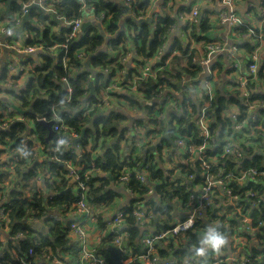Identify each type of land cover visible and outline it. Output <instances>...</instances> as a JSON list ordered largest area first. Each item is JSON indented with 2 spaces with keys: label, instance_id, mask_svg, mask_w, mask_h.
<instances>
[{
  "label": "built area",
  "instance_id": "2783aa9c",
  "mask_svg": "<svg viewBox=\"0 0 264 264\" xmlns=\"http://www.w3.org/2000/svg\"><path fill=\"white\" fill-rule=\"evenodd\" d=\"M61 1L45 0V4L46 6L50 4L52 8H55ZM77 1L80 6V17L77 19L86 16L85 10L91 12V15L98 19L94 22L81 19L77 25L75 19L63 17V20L68 21V23H63L60 17L57 18V22L67 28V36L82 40L89 29L101 33L102 25L105 21H109V17L105 13L96 15L95 9L87 5L86 0ZM105 1L111 5L118 3L125 8V18L119 22L120 30L125 29L126 18H132L135 21L151 19V24L154 25L160 14V6L165 5L167 13L172 11L177 13L179 8H183L179 9L181 14L178 16L186 40V43H182L186 50V55L183 58L186 61L188 57H191V64L200 71L195 80L197 85L194 89V96L192 92L189 93V89L193 88L189 86L187 78L183 80L184 83H180V90L168 89L160 77L157 80V71L159 70L157 67L160 62L163 64L159 67L160 71L169 69L170 60L168 57L164 58L173 51L174 47L169 41V35L166 43L153 58L142 65L134 63L137 57L135 55L128 56L127 52L121 61L123 69L115 72L108 79L106 86L99 91L98 100L103 103L100 106V114L115 109L125 117L122 124V127H125L123 129L124 136L119 142L122 167L116 179V186L114 185L123 194L122 197L114 200L115 209L112 213L106 212L102 215L109 221L104 230L97 226L95 210L90 203L92 199L88 195L89 182L93 178L92 170L85 171L70 162L61 161L60 158L53 159V154L37 140L36 132L33 134L30 127L21 135V142L36 153L35 158H29L26 161L18 159L19 153L16 152V149L0 142V172L6 173L4 180L0 183V251L9 244L11 246L18 245L22 239L26 238L22 233H18L15 237L10 236L9 193L15 187H17L16 190H21L19 186H16L17 170L28 171L38 165L36 174L28 185L43 189L46 188V184L53 182L60 185L61 179L58 175L49 180L50 175L45 166L46 162H55L66 169L65 177L71 185V188L67 190L68 192L72 191L75 203L71 207L73 211L65 212L70 217L69 220L62 218L61 211H49L45 215L52 222L68 223L67 238L75 242V251L71 256L63 258H57L48 253L45 257L48 264H66V262L69 264H109L105 255L97 249L103 237L112 238L108 248L120 251V264H167L171 258H176L179 261V255L174 256L173 249L183 248L186 250L180 242L184 239L183 237H187L188 233L179 230L177 225L189 218L194 221L193 232L196 234L201 231V221L208 218L222 222L225 227L232 230V246L236 251V260L232 261L227 256H218L213 258V264H264V112H261L264 110V102L253 96L255 93H264V80L259 77L260 72L264 73V0H200L206 5L207 10L203 11L197 3L187 0L164 2L163 0H146L148 5L144 15H137L134 11L136 0ZM37 6L39 8L38 4ZM1 7L0 4V10ZM19 8L22 9L20 6ZM153 8L157 11H153ZM37 10L42 11L40 8ZM8 13L5 17L0 18V35L3 34L2 28L6 26L3 25V21L9 16H15L19 20L17 28L20 27L25 9L22 14ZM50 13L53 14L51 16L55 20V11H49V16ZM48 15L46 16L49 17ZM184 17H186L185 23L182 22ZM174 18L177 19L176 16ZM30 19L28 16V21ZM202 19L208 20L209 31L213 27L227 26L229 40L232 44L216 38L208 41L205 39L207 38L206 34H203L204 41L201 44H204V52L201 55L195 52L191 45L200 42H195L190 38L187 28L192 24L198 25ZM84 23H88L89 26L86 31L82 32L81 28ZM240 27H245L248 30L247 34H237ZM173 29V27L170 29V33ZM26 33L28 35L24 37L8 36L7 40L0 39V51H3V54L5 50H10L26 55L24 58H18L15 54L9 53L7 57H13L7 58L0 67V72L5 70L6 77L5 82H0V89L3 90L0 99L10 103L9 107L0 108L1 132L7 130L11 122L24 124L30 122L25 118L26 114L23 115L19 113L22 111L18 112L12 108L13 106L17 108L15 102L18 100L9 97L7 92L20 94V90L30 79L28 73L33 67L29 62L36 61L38 53L59 54V49L63 47L62 45H55L49 49L42 46L26 47V43L31 41L34 36L31 31ZM73 33L76 35L73 36ZM244 44L253 48L251 54L248 55L242 50L241 46ZM162 48L164 51L158 56ZM101 49H105L112 58H118L121 47L114 50L110 44H106ZM230 50L232 51L230 52ZM76 54L79 58H84L82 49H79ZM220 56L225 57L223 63L218 58ZM39 61L38 65H41L42 61L40 59ZM67 61L68 59L63 57L64 66ZM205 61H207L206 66ZM17 63L21 67L16 72H12L11 68ZM128 64L129 66H127ZM133 69L136 73L130 74ZM104 72L107 71L104 70ZM141 76H144L145 79H140ZM70 78H73V75ZM22 79L25 81L23 86L17 87L18 82ZM223 79L224 83L228 85L227 90L221 88L223 84L219 88L216 86V83H223ZM142 87L146 88L147 92H152L151 99L144 98ZM69 88L67 86V94H69ZM217 90L220 94L227 96L236 94L244 110L240 111L234 106L238 113L224 116L223 118L230 122L214 129L208 109ZM84 94L82 103L86 104V107H82V116H88L92 112L89 106L90 90L88 87L87 96L86 93ZM118 95L133 96L137 103L151 104L153 117L158 123L153 124L147 121L143 127L135 122L130 123L129 118L143 116L136 107H130L128 102ZM189 99L200 105L195 116ZM151 100H153L152 103H150ZM229 108L230 106H228ZM232 116L236 118L234 122ZM52 120L51 130L54 137L58 133L67 132V127L61 119L57 120L53 116ZM184 120H190L194 124L199 137L198 145L192 135L181 134ZM35 122L47 123L43 118ZM159 123L166 125V131H159ZM169 131H171V135H169ZM165 134L170 136V140L164 138ZM5 141L9 142L8 139ZM73 147L75 148L77 145H73ZM66 152L75 154L72 149H68ZM96 153L98 150L93 151L92 156ZM254 156L262 158L263 165L260 168L246 167L245 161ZM141 161L144 163L143 165H141ZM129 164H134L135 168L128 169L126 166ZM151 165L157 169L161 168L167 178V183H171L173 187L171 191H168L169 187L165 189L169 193L168 206L171 208L169 215L172 219L169 223L170 226L164 230L152 224L153 218L147 201L138 197L128 187L130 180L134 177L136 181L147 185V192L144 196L157 197L153 195L152 186L148 184L147 171ZM227 166H234V171L227 169ZM20 193L21 198L27 201L31 200L29 188L22 189ZM57 195V191L47 189L45 197L52 198ZM158 197L159 201L164 202L163 197L159 195ZM132 199H136V201L131 216L134 217V222L141 231L138 252H134L125 245L127 233L124 230L123 217L126 212L124 207ZM193 210L197 213L196 217H192ZM255 213H260V216L256 218ZM165 221L163 215L158 222L162 226ZM24 222L36 223L32 213L24 218ZM36 224L37 226L41 225L40 223ZM34 236L36 235H33V240ZM160 250L170 252V256H161ZM183 250H181V254ZM18 262L19 264H34L32 251H28L26 257L19 258Z\"/></svg>",
  "mask_w": 264,
  "mask_h": 264
},
{
  "label": "trees",
  "instance_id": "16d2710c",
  "mask_svg": "<svg viewBox=\"0 0 264 264\" xmlns=\"http://www.w3.org/2000/svg\"><path fill=\"white\" fill-rule=\"evenodd\" d=\"M7 0H0L1 10L0 18L5 17L4 4H7ZM168 1V0H163ZM26 3L27 0H24ZM87 5L92 6L95 9L96 15L105 13L109 17V23L105 29V37L99 32L89 29L82 40H76L67 36L68 31L65 26H61L57 22V18L66 17L70 19H77L80 17V6L77 0H62L55 9V20L50 15L41 17L40 10L33 9L29 13V18H33L35 21L39 20L41 25L45 26L40 37V32L37 27L30 24V20L24 24L34 34L33 39L26 43V47L37 48L42 46L45 49H49L57 46H63L59 49L60 53L55 54L53 52L38 53L37 58L42 62L41 65H34L30 69L28 76L30 79L26 82V85L20 90V94L16 92H7V95L11 98H16L15 102L19 111L25 112L30 110L31 113L25 115V118L30 122L24 124L20 122H11L7 130L0 132V142L5 143L12 149H16L22 140V134L31 128V132H36L37 140L45 147L53 140V134L48 141L46 137L48 130L46 127L35 122L38 119H46L47 122H52L53 110L61 96H67L69 99V106L59 110L60 119L67 127V132L72 139L79 137L81 131L87 127L91 120H94L93 130L87 131L83 140L77 143L81 151V155L76 156L70 152H64L60 157L63 162H70L76 167L83 170H92L93 178L89 182L88 195L91 197V206L95 210V216L98 228L104 230L109 221L102 217L104 213L111 212L115 209L114 200L122 197V191L117 190L116 179L121 170L122 164L120 163L121 154L119 142L124 136V131H120L125 117L118 110H108L100 114V106L102 102L98 100L99 91L103 89V86L107 84L108 79L118 70L123 69V63L121 62L125 54L129 51L130 46H134L136 49L135 56L137 59L134 61L137 65H142L146 61L153 58L157 51L166 43L167 37L170 33V29L175 24V18L172 13H167L165 5L160 6V14L154 25L146 22L137 24L135 20L129 18L125 20V29H119V22L125 17V8L120 4L111 5L105 0H86ZM148 2L146 0H136L134 3V11L136 14L144 15L147 9ZM183 9V8H179ZM177 10L176 17L181 14V10ZM173 12V11H172ZM21 13V10L17 4H11L8 14ZM59 14V15H58ZM75 14V18H74ZM45 22H47L45 24ZM47 25V26H46ZM59 25L60 31L54 33L50 31L51 27H57ZM210 29L208 20L202 19L198 25H190L187 28L188 35L195 42H203L202 35ZM248 30L245 27H240L237 30V34H247ZM207 40V39H206ZM106 44H110L112 49L117 50L121 47L120 55L118 58H112L105 49L101 47ZM242 50L246 54H251L253 48L244 44L241 46ZM82 49L84 58H79L76 52ZM173 51L166 55L164 58H169L168 71H160L163 64L159 63L157 69V80L164 81L168 89L180 90V83L182 80L188 79V84L192 88L197 85L195 80L199 76V69H195L191 64V57H188L185 62V66L178 71H172L171 65L175 64L178 60L177 56H184L185 48L183 46H177L172 48ZM66 52V54H65ZM177 55V56H176ZM88 60L89 67L97 74L93 81L94 95L89 98V106L92 112L88 116H82V107H77L78 104L83 102V96L86 93L87 87L90 81V74L85 71V61ZM180 56V57H181ZM63 57H66L68 61L66 65L62 63ZM184 60V58L182 57ZM31 65L33 63H30ZM106 70L107 72H104ZM75 71V72H74ZM48 72H51L48 75ZM74 72V73H73ZM136 71L133 69L130 74H134ZM5 70L0 72V82H5ZM73 75V78L70 76ZM259 77L264 80V73L260 72ZM73 89L72 94H67V86ZM149 87V86H148ZM144 98L151 99L152 92H147L146 88L142 87ZM3 90L0 89V94ZM119 96V95H118ZM253 96L264 102V93H255ZM125 99L130 107H136L139 113L145 117H139L135 123L141 127L148 121L153 124H157L158 121L153 117V109L151 104L147 102L137 103V100L133 96H119ZM192 98V95L190 96ZM193 114L199 111L200 105L195 104L192 99H189ZM153 100L150 101L152 103ZM10 103L0 99V108L9 107ZM228 106H235L238 110L243 111L244 108L240 99L235 94L233 96H227L225 94H219L216 91V96L211 102L208 112L211 117V125L214 129H217L219 125L229 123L230 121L223 118V113L227 112ZM264 112V110H261ZM181 123V121H180ZM183 129L181 134L192 135L193 140L198 145V132L194 127V124L190 120H184ZM159 131H166V125L159 123ZM171 135V131L168 132ZM8 139L9 142L5 140ZM47 149V147H46ZM98 150L96 155L92 156V152ZM212 154V153H209ZM140 160V158H139ZM144 163L141 161V165ZM246 167L260 168L263 165V159L254 156L250 160L245 161ZM46 169L49 172V180L56 178L58 175L61 179L60 185L53 182L46 184V188L40 189L34 186H29L28 183L33 179L36 174V168L34 166L31 170L20 171L18 173V181L16 186L19 189L29 188L31 194V200L27 201L21 198V190L13 188L9 193L10 203L9 219H10V236L15 237L18 233H22L24 240L20 241L18 245L11 246L10 244L0 251V264H19L18 259L27 256L28 251H32L34 264H48L45 257L48 253H51L54 257L63 258L65 256H71L75 251V242L67 238V224L66 222H52L47 219L49 211H58L64 220H69L70 217L66 215L67 212L73 211L72 204L75 203L72 191L68 192V188H71L66 176V169L60 164L55 162H46ZM128 169H134V164L126 166ZM227 169L234 171V166H227ZM148 184H150L153 190V195L163 197L164 202L159 201L157 203L152 196H144L147 192V185L142 184L134 179L130 180L128 187L132 189L134 193L143 200H146L151 210V216L154 220H157L155 227H160L163 230L168 228L172 217L171 208L168 206L169 193L166 192L172 190L171 183H167V178L164 171L161 168H155L151 165L148 168ZM6 173L0 172V183L4 180ZM115 185V186H114ZM57 191L58 195L52 198H46V191ZM136 199H132L124 207L126 212L123 217L125 228L127 233L126 246L131 248L134 252H138L140 245L141 231L138 225L134 222V217L131 213L134 209V202ZM67 211V212H66ZM66 212V213H65ZM32 213V217L36 223H40L37 226L36 223H25L24 218ZM65 213V214H64ZM165 216L166 221L160 226L159 219ZM260 213H255V217H259ZM47 228V230H46ZM33 235L34 240H33ZM185 239V237H183ZM111 237H103L98 244V251L105 255L109 264H113L107 255V248L110 246ZM180 249H173L174 256H178L180 259L186 250H183L181 254ZM159 253L163 257L170 256V252L160 250ZM66 264H69L66 262Z\"/></svg>",
  "mask_w": 264,
  "mask_h": 264
},
{
  "label": "clouds",
  "instance_id": "9594fccd",
  "mask_svg": "<svg viewBox=\"0 0 264 264\" xmlns=\"http://www.w3.org/2000/svg\"><path fill=\"white\" fill-rule=\"evenodd\" d=\"M22 3L21 14L24 9L29 7L31 4L35 3L39 5V8L42 9L40 12V16H46L49 14V11H55L54 8L49 4L46 6L45 0H27L25 3L24 0H20ZM153 11H157V9L153 8ZM59 15V14H58ZM63 23H68V21L63 20V17H60ZM75 18V14H74ZM81 19H87L91 21H96L98 17L92 16L91 13L86 14L85 17H81L80 19H75V23L78 25ZM36 23H40L39 20L35 21ZM177 22H180L179 17H177ZM47 22H45L46 24ZM3 25H6L2 28L3 33L8 36H18L24 37L27 36L26 32H16L15 29L19 26V20L15 16H9L5 21H3ZM43 26V25H41ZM59 27V25L57 26ZM57 29H53L55 32ZM103 31V29H101ZM76 33H73L75 36ZM166 48V45H165ZM164 49H161V53ZM232 50H230L231 52ZM136 54V49L134 46H130L128 51V56H133ZM157 56V58H158ZM36 62L39 63V59L36 58ZM205 66L207 65V61L204 62ZM21 66L17 63L14 67L11 68L12 72H16ZM205 67V71H206ZM140 79H145L144 76H141ZM24 80L18 82L17 87L23 86ZM181 83H184L182 80ZM67 86V82L65 84ZM69 94L73 93V89H68ZM192 90L189 89V92ZM69 106V99L67 96H61L54 107L53 116L55 119L59 120V110L67 108ZM77 107H86V104L80 103ZM230 115V114H228ZM235 116H232V121H235ZM85 129V128H84ZM79 138V137H78ZM77 139V138H76ZM75 140V139H74ZM183 143V141H180ZM77 145V144H76ZM47 150L51 152L52 158L57 159L60 157L66 150L72 149V151L77 155H81V151L79 147H73V139L68 134H57L53 140L46 146ZM16 152L19 153L18 159L28 160L29 158H35L36 153H34L30 148L24 145L23 142L16 148ZM157 203H159V197L153 198ZM197 213L195 210L192 212V217H196ZM193 219L189 218L182 224L177 225L179 230H183L188 233L187 237L183 239L180 243L181 246L186 248V252L179 259L171 258L167 264H213V258L218 256H227L232 261L236 260V251L233 250L232 246V230L229 227H225L222 222L214 221L211 218L206 220H202V228L201 231L196 234L193 232ZM108 249V248H107Z\"/></svg>",
  "mask_w": 264,
  "mask_h": 264
},
{
  "label": "crops",
  "instance_id": "0c3cea01",
  "mask_svg": "<svg viewBox=\"0 0 264 264\" xmlns=\"http://www.w3.org/2000/svg\"><path fill=\"white\" fill-rule=\"evenodd\" d=\"M16 1H19L20 2V0H16ZM180 1H182V0H180ZM188 2H190V1H192L193 3H197L198 5H199V7H201V11H203V10H207L206 9V5L204 4V3H202L200 0H187ZM12 4H17V3H12ZM18 5V4H17ZM5 8H6V4H4V11H5ZM88 13H91V12H89L88 10H85V15L86 14H88ZM172 14H173V17L174 16H176V12L175 11H173V12H171ZM5 14V13H4ZM182 22H186V17H184V19H183V21ZM108 23H109V21H105L104 23H103V25H102V29H103V31H101V35L102 36H106L105 35V29L107 28V25H108ZM30 24H33L35 27H37L38 28V30H39V32H40V37H42L43 35H44V33H43V35L41 36V34H42V32H43V30H45L44 28H45V26L43 25V26H39V24L38 23H36L35 22V20L33 19V18H31L30 19ZM125 24L126 23H124V27H125ZM47 26V25H46ZM173 30L171 31V33L169 34V41H170V43H171V45L173 46L174 45V48H176L177 46H182V43H186V40H185V37L183 36V26H182V23H181V21L178 23L177 22V19L175 20V24H174V26H173ZM53 29H57L55 32L53 31ZM119 29H120V27H119ZM31 29H28L27 28V25H25V27H24V29H23V31L24 32H29ZM50 31L51 32H54V33H58L59 31H60V29H59V27H51L50 28ZM8 37V35H6V34H1L0 35V39H5V40H7V39H9V38H7ZM206 37L207 38H205V39H207L208 41L209 40H212V39H217V40H222V41H224V42H229V44L231 43L232 44V42L229 40V36H228V32H227V26H220V27H218V28H215V27H213V29L211 30V31H207L206 32ZM11 39V38H10ZM202 42H200V43H196V44H193V45H191V47L192 48H194L195 49V52H197L198 54H203V50H204V44H201ZM184 55H186V51H184V53H183ZM177 56V55H176ZM181 56V55H180ZM177 56L178 57V60H177V62L175 63V64H172L171 65V70L172 71H178L180 68H183L184 66H185V62H184V60L182 59V57L183 56ZM225 56V55H224ZM224 56H220V57H218L219 58V60L223 63L224 61H225V57ZM13 56H9V57H4V54H3V51H0V67H1V64L4 62V61H6L7 60V58H12ZM240 58H242L241 56H240ZM29 63H33L32 64V67L34 66V65H38V63L36 62V61H34V60H32V61H30ZM91 79V78H90ZM92 81H94V80H92ZM223 81V83L222 82H220V83H216V86L219 88L220 86H221V84H223V87H221V88H223V89H225V90H227L228 89V85L226 84V83H224V79L222 80ZM26 85V84H25ZM24 85V86H25ZM105 86H106V84H105ZM105 86H103V88L105 87ZM194 87H193V89H192V94H193V96H194ZM219 90V89H218ZM191 92H189L190 94H191ZM220 94V93H219ZM182 101V99L180 98V102ZM238 112H237V109L234 107V106H230V108L228 109V111L227 112H225V113H223V117L224 116H226V115H228V114H233V115H236ZM133 115V114H132ZM138 116H141V115H138ZM143 117H145L144 115H142ZM127 123V122H126ZM125 123V124H126ZM165 136H167L168 138H167V140H170V136L168 135V134H165L164 135V138H165Z\"/></svg>",
  "mask_w": 264,
  "mask_h": 264
},
{
  "label": "water",
  "instance_id": "95a60500",
  "mask_svg": "<svg viewBox=\"0 0 264 264\" xmlns=\"http://www.w3.org/2000/svg\"><path fill=\"white\" fill-rule=\"evenodd\" d=\"M6 2H7V4H6L5 11H4L5 14H7V13L9 12V10H10V5H11L12 3H17L20 7H22V3L19 2V1H16V0H7ZM33 9H39L38 6H37V4H32V5H30L29 7H27V8L25 9V14H24V16H23V18H22L21 25H20L19 28H17V29L15 30L16 32H21V31H22L24 24L28 21L29 13H30L31 10H33ZM50 15L53 16V14H51V13H50ZM125 20H128V18H126ZM143 22H146V23L150 24V23H151V19H147V20H145V21H137L136 23H137V24H140V23H143ZM88 26H89L88 23H84V24L82 25V28H81V29H82V32L86 31L87 28H88ZM9 53H13V54H15L18 58H24V57L26 56V55H24V54H17V53L14 52V51L5 50V52H4V57H7V55H8ZM223 55H224V54H223ZM34 56H37V54H34ZM91 57H92V56H90V57L86 60V62H85V64H84V66H85V71H87V72L90 74V78H91L90 81H89V83H88V89L90 90L89 97H91V96L94 95V91H93V81H92V80H94V77H95L96 74H97V73H96L94 70H92V69L89 67V65H88V60H89ZM127 66H129V64H128ZM50 74H51V72H48V75H50ZM89 97H88V98H89ZM83 104H84V103H83ZM12 108L19 112V110H18L16 107L13 106ZM111 111H113V109H112ZM19 113L25 115V114L31 113V111H30V110H27V111H25V112H19ZM137 119H139V117H137V118H129L128 120H129L130 123H133V122H135ZM39 124L47 128V130H48V135H47V137H46V141H48V140L50 139V137L52 136V134H53V132H52V130H51L52 122H47V123L40 122ZM93 124H94V120H91V121L89 122V124L87 125V127L81 131V134H80L79 138L73 140V145H76L78 142H80L81 140H83L84 137H85V135H86V132H87V131H91V130H93ZM123 129H125V127L120 128V131H123ZM0 132H1V130H0ZM167 138H168V137L165 136V139H167ZM169 142H170V141H169ZM170 143H171V142H170ZM156 223H157V220H154V224H156ZM107 255H108V258L111 260V262H112L113 264H120V256H121V254H120V251H119L118 249L108 248V249H107Z\"/></svg>",
  "mask_w": 264,
  "mask_h": 264
},
{
  "label": "rangeland",
  "instance_id": "374dc122",
  "mask_svg": "<svg viewBox=\"0 0 264 264\" xmlns=\"http://www.w3.org/2000/svg\"><path fill=\"white\" fill-rule=\"evenodd\" d=\"M120 113V112H119ZM166 158H167V156H166Z\"/></svg>",
  "mask_w": 264,
  "mask_h": 264
}]
</instances>
